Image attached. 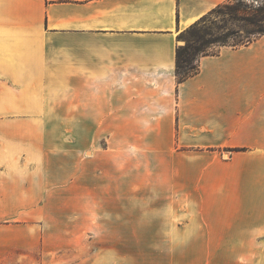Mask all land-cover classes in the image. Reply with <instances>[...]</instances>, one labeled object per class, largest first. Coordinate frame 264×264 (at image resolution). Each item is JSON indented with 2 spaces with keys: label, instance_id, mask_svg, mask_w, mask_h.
<instances>
[{
  "label": "crops",
  "instance_id": "0c3cea01",
  "mask_svg": "<svg viewBox=\"0 0 264 264\" xmlns=\"http://www.w3.org/2000/svg\"><path fill=\"white\" fill-rule=\"evenodd\" d=\"M229 1L0 0V264H264V35L176 76Z\"/></svg>",
  "mask_w": 264,
  "mask_h": 264
},
{
  "label": "trees",
  "instance_id": "16d2710c",
  "mask_svg": "<svg viewBox=\"0 0 264 264\" xmlns=\"http://www.w3.org/2000/svg\"><path fill=\"white\" fill-rule=\"evenodd\" d=\"M241 6L242 4L240 2L232 4L229 1V3L227 2L215 8L210 14L216 13L223 8L228 9L230 14H234L249 27H252L251 32H248L247 40L242 38L238 32L233 31H228L223 36L212 39L214 35L209 30L200 28L201 25H204L203 20L208 15L181 33L180 36L188 30H193L196 34L193 40L195 43L194 46L187 45L183 46V48L179 46L177 49L176 76L179 83L198 73L199 61L202 56L216 53V51H209L208 48L212 46H217L218 49L222 46H240L251 42L250 37L254 34L258 35L257 37L264 35V1L261 4L258 3V6L255 8L247 7L246 5V9H241ZM230 39L234 41L233 44L229 43Z\"/></svg>",
  "mask_w": 264,
  "mask_h": 264
},
{
  "label": "rangeland",
  "instance_id": "374dc122",
  "mask_svg": "<svg viewBox=\"0 0 264 264\" xmlns=\"http://www.w3.org/2000/svg\"><path fill=\"white\" fill-rule=\"evenodd\" d=\"M264 0H231L232 4H237L240 2L242 6L241 9H246L247 7L255 8L258 6V3L261 4ZM229 3V2H228ZM247 5V7H246ZM203 24L200 28H204L209 30L214 36L212 39L223 36L226 32H238L242 38H245L247 40L248 32H251L252 27H249L245 22L241 21L238 17H236L234 14H230V11L228 9H221L216 13L208 15L204 20ZM194 31L188 30L187 32L183 33L182 36H180L179 42L180 47L183 48V46H194ZM258 35H252L250 37V40H253ZM230 44H233L234 41L232 39L229 40ZM209 51H217V46H212L208 48ZM60 115V118L64 119H70V113H58ZM62 133H60L62 136H65L70 139L71 137V128H64V129H56ZM97 146H104L103 144H99ZM72 188V189H70ZM62 191L61 198L65 199H77V194H75V189L73 187H64L60 188L59 192ZM85 198H87L85 196ZM77 210V209H76ZM79 210H82V208H79ZM73 211V210H72ZM157 209L156 208H143V209H136L135 207L129 208V215H137V214H143V215H150V214H156ZM176 213L175 214H184V208L180 207L178 209L175 208ZM75 214V213H73ZM105 243H108L104 240H96V246L98 248L102 247ZM131 246H129L130 250Z\"/></svg>",
  "mask_w": 264,
  "mask_h": 264
}]
</instances>
